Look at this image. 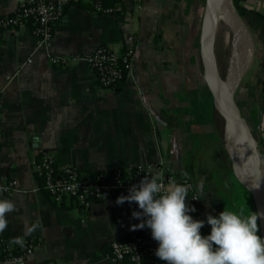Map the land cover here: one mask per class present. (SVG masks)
Here are the masks:
<instances>
[{
    "label": "crops",
    "instance_id": "0c3cea01",
    "mask_svg": "<svg viewBox=\"0 0 264 264\" xmlns=\"http://www.w3.org/2000/svg\"><path fill=\"white\" fill-rule=\"evenodd\" d=\"M205 1L122 0L108 14L75 2L56 24L49 45L33 34L29 23L0 36V91L5 89L0 199L15 204L4 229L10 239L39 243L21 264H128L110 256L111 241L134 231L154 240L150 228L130 227L139 223L131 216L133 209H140L135 202L116 203L119 195H127L124 190L115 189L89 208L72 199L56 202L42 189L34 168L41 149L50 151L59 167L72 166L88 177L100 173L109 185L115 184L117 168L142 166L157 175L159 166L168 164L178 178L198 183L200 202L186 198L196 209L190 215L204 220L209 213L217 215L220 198L213 174L201 173L199 163L220 145L216 154L229 172L230 185L233 176L238 179L224 120L203 77ZM18 4L0 0V16L14 12ZM237 5L253 51L235 99L256 142L264 177V0H239ZM128 31L136 38L134 64L115 89L103 87L87 62L57 65L50 60L52 55L90 54L102 44L123 51ZM8 76H13L9 82ZM206 139L212 148L207 149ZM11 181L14 188L4 190ZM251 203L255 209L252 196ZM200 231L207 235L211 226L205 223Z\"/></svg>",
    "mask_w": 264,
    "mask_h": 264
},
{
    "label": "built area",
    "instance_id": "2783aa9c",
    "mask_svg": "<svg viewBox=\"0 0 264 264\" xmlns=\"http://www.w3.org/2000/svg\"><path fill=\"white\" fill-rule=\"evenodd\" d=\"M80 0H19L17 9L11 15L0 16V36L5 31H14L23 20L33 18L32 32L40 37L42 42L51 44L54 28L66 13L67 8ZM116 8H102L95 5L94 11L104 14L115 12ZM126 46L123 51H117L108 44L98 46L94 52L86 55L51 56L50 60L57 65H68L74 61L89 63L96 71L100 83L109 89L117 88L130 73L135 59L136 38L133 31H128L125 36ZM31 61V60H30ZM13 76H8L11 81ZM5 89L0 91V113L4 105ZM34 168L42 180L41 186L56 202L72 199L84 208H89L95 200L107 199L112 192L128 189L132 184H138L145 175H155L142 166L134 168H117L114 171L115 184L109 185L100 173L89 178L72 166L59 167L55 156L46 149H41L34 160ZM157 174L165 189L174 183L189 185L188 196L194 203H199L201 193L198 183L194 179H180L168 164H161ZM14 188V182L4 186V190ZM21 242L20 253L8 251L0 256V264H21L23 260L34 252L39 243L33 238L16 239ZM7 250L15 243L14 239L8 240ZM158 242L148 238L141 232L134 231L123 239H114L110 243V256L117 262L128 264H166L156 256L155 250ZM41 264V263H40Z\"/></svg>",
    "mask_w": 264,
    "mask_h": 264
},
{
    "label": "clouds",
    "instance_id": "9594fccd",
    "mask_svg": "<svg viewBox=\"0 0 264 264\" xmlns=\"http://www.w3.org/2000/svg\"><path fill=\"white\" fill-rule=\"evenodd\" d=\"M188 190L186 183L165 189L158 175H145L130 186L127 195H119L116 203L138 205L140 210L133 209L131 216L139 223L130 227L150 228L158 242L155 254L166 264H264V237L258 225L264 213L224 208L218 215L207 214L206 220L195 219L190 213L196 209L186 200ZM14 208L13 201L0 199V231L7 226L6 214ZM205 223L211 231L202 235Z\"/></svg>",
    "mask_w": 264,
    "mask_h": 264
},
{
    "label": "water",
    "instance_id": "95a60500",
    "mask_svg": "<svg viewBox=\"0 0 264 264\" xmlns=\"http://www.w3.org/2000/svg\"><path fill=\"white\" fill-rule=\"evenodd\" d=\"M205 2L201 40L203 77L212 93L214 106L224 120L226 146L235 175L239 183L252 196L255 211L264 213V177L260 170L256 142L249 134L235 99L239 79L238 81L229 80L230 75L224 78L217 61L215 42L219 0ZM258 221L260 234L264 237V218H258Z\"/></svg>",
    "mask_w": 264,
    "mask_h": 264
},
{
    "label": "rangeland",
    "instance_id": "374dc122",
    "mask_svg": "<svg viewBox=\"0 0 264 264\" xmlns=\"http://www.w3.org/2000/svg\"><path fill=\"white\" fill-rule=\"evenodd\" d=\"M232 3H233L235 11L237 12L240 18V15H239L240 10L238 9V5L234 3V0H232ZM226 31H227V27L224 24L220 23L216 42H215V49H216L218 65H219L220 72L224 78H227L230 75V70L232 67L233 60H234L233 58H234V55L236 54L235 35L233 33H230V35L228 36L227 35L228 31L227 32ZM198 76L201 77V74L199 72H198ZM245 76H246V72H244L240 76L239 82ZM236 90H237V87H236ZM236 90H235V93H236ZM211 143L212 142L209 139H206L205 145H207V149H209V147L212 148V146H210ZM220 149H221L220 145L213 146L212 152L208 153L206 158H204V160L199 163V165H201V168H200L201 173L207 171L209 175H211V173L213 174V179L215 183L214 188L218 192V196L220 198L218 200L219 202L218 206L214 207L215 211H217L216 212L217 215L221 211H223L224 208L235 210V211L240 210V208L236 207L235 201L233 200L234 199V194H233L234 180H232V186H231L230 185L231 178L229 177V172L225 170V167H224L225 165L224 164L220 165L218 161L216 151L219 153ZM242 190L244 191L246 195H248L249 192L244 187H242ZM250 205L253 206L252 203H250ZM245 212L246 214L249 213L247 210H245ZM258 225H259V221H258ZM259 234H260V225H259Z\"/></svg>",
    "mask_w": 264,
    "mask_h": 264
},
{
    "label": "bare ground",
    "instance_id": "6f19581e",
    "mask_svg": "<svg viewBox=\"0 0 264 264\" xmlns=\"http://www.w3.org/2000/svg\"><path fill=\"white\" fill-rule=\"evenodd\" d=\"M218 29L220 23L227 27V35L233 33L236 38V54L230 70L229 80L240 79V76L245 72L250 65L252 57V41L249 36L248 30L243 25L237 12L234 9L232 0H219L218 7ZM218 33V30H217ZM217 38V35H216ZM241 40V42H240ZM226 44V43H225ZM234 77V78H233Z\"/></svg>",
    "mask_w": 264,
    "mask_h": 264
},
{
    "label": "trees",
    "instance_id": "16d2710c",
    "mask_svg": "<svg viewBox=\"0 0 264 264\" xmlns=\"http://www.w3.org/2000/svg\"><path fill=\"white\" fill-rule=\"evenodd\" d=\"M79 2V1H78ZM122 2V0H92L89 1L87 3H83L79 2V4L87 10H93L95 5L99 4L102 8H116L118 6V4H120ZM239 0H234L235 4H238ZM100 13H102V11H98ZM7 14V15H11ZM33 22L34 19L33 18H28L22 21V23L18 26L20 27L21 25L25 24V23H29L33 26ZM262 88L264 91V81L262 84ZM94 176H89V178H92ZM233 180H234V186H233V194H234V200H235V204L236 207L238 208H243L245 210H247L248 212L255 211V209L251 207L250 203H251V195H246L244 193V191L242 190V185L235 179V177L233 176ZM43 185L42 180H41V186ZM237 208V209H238ZM239 210V209H238ZM11 238L9 230L4 229L3 231H0V256L5 255L8 251H11L12 253H20L21 252V242L19 240H14L15 243H13L11 245V247L7 250V246H9V242L8 240ZM34 242H37V240L34 239ZM38 243V242H37Z\"/></svg>",
    "mask_w": 264,
    "mask_h": 264
}]
</instances>
